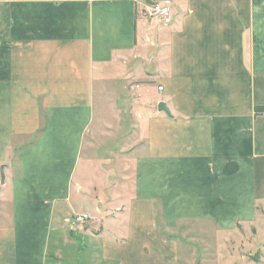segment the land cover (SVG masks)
Returning a JSON list of instances; mask_svg holds the SVG:
<instances>
[{"label":"crops","instance_id":"0c3cea01","mask_svg":"<svg viewBox=\"0 0 264 264\" xmlns=\"http://www.w3.org/2000/svg\"><path fill=\"white\" fill-rule=\"evenodd\" d=\"M147 3L0 0V264H209L264 210V0Z\"/></svg>","mask_w":264,"mask_h":264},{"label":"rangeland","instance_id":"374dc122","mask_svg":"<svg viewBox=\"0 0 264 264\" xmlns=\"http://www.w3.org/2000/svg\"><path fill=\"white\" fill-rule=\"evenodd\" d=\"M111 90V96L117 103L121 101H127L126 98L135 101V91L131 92L125 88L123 80L115 81L114 83H108ZM100 84L98 83V87ZM99 89V88H98ZM112 97V98H113ZM109 103L107 104L106 98L101 94L100 90L96 93V110L98 114V122L100 119L108 116ZM120 107H122L120 105ZM130 120V119H129ZM120 149V146L115 145L111 150L115 151ZM107 149L100 147L98 150L97 170L100 174L105 173L104 169L110 164V160L107 158ZM113 158L119 161L117 151L114 152ZM117 156V157H116ZM96 160V161H97ZM95 161V162H96ZM115 162V161H114ZM121 162L124 163V159L121 158ZM131 162V161H130ZM116 163V162H115ZM102 165V166H101ZM82 164V168H84ZM119 173H122L119 171ZM3 188L2 185V170L0 168V192ZM113 195L119 196L113 192ZM124 195V194H123ZM190 224H182L179 228H182L179 232V236H183L187 240L191 238H206L203 232L192 229ZM177 234V233H176ZM209 242L202 241L195 242V248L198 251L209 252V264H264V210L258 212L257 220L253 224H247L245 227L238 226V228L232 232H221L217 235L209 233ZM186 259H183L185 263Z\"/></svg>","mask_w":264,"mask_h":264},{"label":"built area","instance_id":"2783aa9c","mask_svg":"<svg viewBox=\"0 0 264 264\" xmlns=\"http://www.w3.org/2000/svg\"><path fill=\"white\" fill-rule=\"evenodd\" d=\"M148 1L147 4H145L144 11L145 14L158 18L160 21H162L164 24H169L173 20L172 16V0H144ZM159 89H163L162 86L159 87ZM259 114L264 115V108L258 111ZM89 215L84 214H77L72 218V224L74 226H81L86 223L88 220Z\"/></svg>","mask_w":264,"mask_h":264},{"label":"water","instance_id":"95a60500","mask_svg":"<svg viewBox=\"0 0 264 264\" xmlns=\"http://www.w3.org/2000/svg\"><path fill=\"white\" fill-rule=\"evenodd\" d=\"M159 109L162 111H165L167 114L171 115L170 110L167 108L166 104L164 102H160ZM2 170V182L5 181V172H4V166L1 167Z\"/></svg>","mask_w":264,"mask_h":264}]
</instances>
